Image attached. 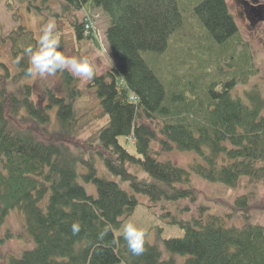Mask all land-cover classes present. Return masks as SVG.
I'll use <instances>...</instances> for the list:
<instances>
[{
	"label": "trees",
	"instance_id": "obj_1",
	"mask_svg": "<svg viewBox=\"0 0 264 264\" xmlns=\"http://www.w3.org/2000/svg\"><path fill=\"white\" fill-rule=\"evenodd\" d=\"M65 1V10L71 4L78 10L89 6L109 18L105 36L114 66L87 82L107 120L89 147L81 148L82 154L73 152L60 137L77 130L73 108L81 94L77 78L68 71L57 72L65 91L46 89L39 95L45 103H36L30 84L6 87L29 78L26 54L13 49L18 71L10 74L5 67L6 80L0 83V215L13 209L22 213L34 246L10 257L7 264H178L173 254L184 257L182 264H264V225L250 223L245 216L240 227L225 226L223 217L205 206H199L198 217H171L183 235L159 244L145 238L139 256L132 255L123 235L113 231L119 228L120 217L136 207V194L153 203L195 202L192 175L228 187L244 177L264 187V97L255 88L243 96L232 93L238 82L256 72L251 55L230 57L226 50H218L217 56L205 50L202 35L192 32L196 25L183 16L185 3L194 21L216 43H225L237 33L225 0ZM86 22L73 21L78 41L85 37ZM88 31L86 35L93 32ZM29 32L22 28L17 35L29 34L27 46L35 49L38 39ZM175 37L182 59L194 61L195 73L189 77L198 91L193 99L179 102L178 93L168 91L140 55L141 51L162 54ZM59 50L63 52L61 41ZM224 60L226 70L219 66ZM52 109L57 141H43L15 122L28 116L47 130ZM120 137L133 142L135 154L119 142ZM155 145L162 152L193 151L198 159L188 169L179 167L159 159ZM97 157L114 179L98 173ZM80 180L91 183L94 194ZM250 193L234 199V212L248 207ZM73 223L80 225L77 234L72 232ZM162 248L171 256L163 258Z\"/></svg>",
	"mask_w": 264,
	"mask_h": 264
},
{
	"label": "rangeland",
	"instance_id": "obj_2",
	"mask_svg": "<svg viewBox=\"0 0 264 264\" xmlns=\"http://www.w3.org/2000/svg\"><path fill=\"white\" fill-rule=\"evenodd\" d=\"M65 2V0H0V83L6 80L4 78L5 67H7L10 74L18 71L13 49L16 52L17 50L21 51L19 55H25L24 50L28 47L27 38L29 34L24 38L17 35L19 31L24 28V30L32 32H29L32 38L39 39L43 26L49 21H54L56 24L54 36L59 43L61 41L63 52L72 56H87L94 63L95 75H102L114 66V60L111 57L105 36L109 23L108 16L98 8L90 11L89 6L78 10L75 7L73 8L71 4L69 10H65L63 9V6L66 5ZM225 2L237 25V33L225 43H216L205 27L198 21H194L191 14L192 9L185 3H182L185 7L183 16L195 23H193V25H196L195 30L192 32L202 35L201 44L203 43L205 50L212 51V54L218 56V50H226L224 53L226 55L230 53L231 55L228 54L230 57H235V54L244 57L250 53L256 72L251 74L245 82H238L232 88V93L243 96L245 91L255 88L264 97V23L259 20L254 24H247L241 15L242 0H225ZM263 2L264 0H258V3ZM74 20L78 22L88 20L93 32L91 31V34L86 35L87 30L84 25L85 37L78 41L74 37L72 28ZM14 36H16V40L13 38ZM176 37L175 40L173 39L171 47L162 54L141 51L140 55L149 67L157 71V75L168 88L167 90L178 93L177 101L179 102L187 98L193 99L198 91L194 92L195 85L193 86L191 77H189L190 73H195L193 71L194 61L182 59L179 50L175 48ZM25 59L29 60L27 55H25ZM225 62L224 60L219 63L223 70L228 68ZM74 82L81 90V94L73 101L77 118L75 122L77 130L74 133L60 137V142L67 144L76 154H82L81 148L89 147L98 129L106 123L107 117L101 111L94 90L87 87L88 81L81 82L76 79ZM24 83L33 87V100L36 103L41 102V104L45 102L39 95L45 93L46 89L58 91L61 94L65 91L58 74L46 78H24L17 83L11 84L8 82L6 87L7 89H15ZM52 110L51 124L47 126V130L38 126L28 116L26 119L15 122L22 128H30L43 141H57L58 127L54 119L53 112L55 109ZM262 113L264 115V110ZM119 142L131 154L136 153L131 140L120 137ZM92 145H94V142ZM154 151H157L156 156L159 159H169L175 165L187 169L198 159L193 151L172 150L162 152L156 145ZM95 163L100 175L105 173L108 178L114 179L103 167L98 157ZM138 175L142 176L140 172H138ZM80 182L89 193L94 194V187L91 183H85L83 180H80ZM121 185L128 189L126 184L121 183ZM190 185L197 193L195 202L182 200L153 203L149 201L146 195L136 194L138 201L136 207L131 214L120 217L119 228L113 230L114 234H122L125 225L133 223L145 231V238L153 244H159L163 239L181 237L184 230L178 223H172L171 217L176 220H188L190 217H198L200 216L199 206L207 207L209 213L222 216L225 226L235 225L240 227L246 220L245 216H247V221L250 223L264 225V187L262 185L249 183L243 177L235 187H228L223 184H211L195 175L191 176ZM247 193L251 194L248 199V207L234 212L235 209L231 203L237 196ZM166 212H169V214L166 215ZM7 234H9V237H6ZM0 239L2 240L0 241V264H7L10 257H19L23 250L34 246V241L26 230L24 216L17 209L10 210L8 215H0ZM162 252L163 258L171 256L163 248ZM173 258L178 264H182L184 261V257L177 254H173ZM115 264L124 263L117 262Z\"/></svg>",
	"mask_w": 264,
	"mask_h": 264
},
{
	"label": "clouds",
	"instance_id": "obj_3",
	"mask_svg": "<svg viewBox=\"0 0 264 264\" xmlns=\"http://www.w3.org/2000/svg\"><path fill=\"white\" fill-rule=\"evenodd\" d=\"M55 29V22L49 21L41 30L37 47L35 49L31 46L25 48L24 51L29 58L30 65L25 75L46 78L54 76L57 72L68 71L81 82L92 80L95 76L93 61L87 56H72L59 50V41L54 36ZM16 62L19 63V58ZM79 231L80 225L73 223V234H77ZM122 235L132 255L139 256L143 253L146 237L143 229L133 223H127Z\"/></svg>",
	"mask_w": 264,
	"mask_h": 264
},
{
	"label": "flooded vegetation",
	"instance_id": "obj_4",
	"mask_svg": "<svg viewBox=\"0 0 264 264\" xmlns=\"http://www.w3.org/2000/svg\"><path fill=\"white\" fill-rule=\"evenodd\" d=\"M241 15L247 24H254L256 21L264 23V2L258 0H242Z\"/></svg>",
	"mask_w": 264,
	"mask_h": 264
},
{
	"label": "built area",
	"instance_id": "obj_5",
	"mask_svg": "<svg viewBox=\"0 0 264 264\" xmlns=\"http://www.w3.org/2000/svg\"><path fill=\"white\" fill-rule=\"evenodd\" d=\"M85 28H86V30H89L90 29V23H86Z\"/></svg>",
	"mask_w": 264,
	"mask_h": 264
}]
</instances>
